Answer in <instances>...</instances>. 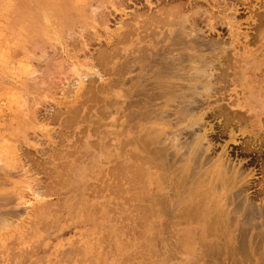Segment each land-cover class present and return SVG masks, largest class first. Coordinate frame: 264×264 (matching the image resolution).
<instances>
[{
  "label": "rangeland",
  "instance_id": "rangeland-1",
  "mask_svg": "<svg viewBox=\"0 0 264 264\" xmlns=\"http://www.w3.org/2000/svg\"><path fill=\"white\" fill-rule=\"evenodd\" d=\"M190 53L197 65L214 58L195 85L201 83L199 89L187 85ZM123 70L130 72L128 88L142 84L141 75L160 72L174 87L189 86H180V95L198 100L190 105L186 96L184 106L203 114L199 126L187 128L186 116L175 111L178 101L151 102L150 122L164 127V153L147 145L143 156L153 154L159 165L143 159L138 169L128 167L126 184L123 126L134 135L139 117L131 115L135 107L122 116ZM0 86V264H264V195L253 193L257 186L251 184L264 179V155L256 165L247 151L264 142V0H0ZM243 94L259 121L247 106L232 105ZM214 106L234 118L216 114ZM179 124L187 130L177 132L183 143L178 151L169 137ZM194 131L205 132L206 140L186 161ZM218 158L232 181L229 191L214 176ZM186 199L202 215L198 220L187 223L180 216Z\"/></svg>",
  "mask_w": 264,
  "mask_h": 264
},
{
  "label": "bare ground",
  "instance_id": "bare-ground-1",
  "mask_svg": "<svg viewBox=\"0 0 264 264\" xmlns=\"http://www.w3.org/2000/svg\"><path fill=\"white\" fill-rule=\"evenodd\" d=\"M64 1V0H63ZM194 1V0H193ZM103 2H104V0H103ZM67 3V2H66ZM193 3V2H192ZM103 4H105V3H103ZM196 4H198V2L196 3ZM17 5V4H16ZM120 5V4H119ZM195 5V4H194ZM32 6V5H31ZM196 6V5H195ZM198 6V5H197ZM199 6H200V4H199ZM25 7V6H24ZM27 7V6H26ZM97 7V6H96ZM31 8V7H30ZM98 8H100V6L98 7ZM102 8V7H101ZM196 8V7H195ZM200 8V7H199ZM198 8V9H199ZM106 9V8H105ZM179 9V8H178ZM192 9V8H191ZM39 9L37 8V11H38ZM90 10H91V8H90ZM95 10V9H94ZM93 10V11H94ZM201 10V9H200ZM202 10H203V8H202ZM179 11H180V9H179ZM183 11V10H182ZM35 12H36V9H35ZM97 11H95V13H96ZM100 12V11H99ZM98 12V13H99ZM190 12V11H189ZM200 12V11H199ZM225 12V11H224ZM89 13V12H88ZM92 13V12H91ZM94 13V12H93ZM97 13V14H98ZM174 13V12H173ZM192 13V12H191ZM190 13V14H191ZM194 13V12H193ZM67 14V13H66ZM168 14H169V12H168ZM206 14V13H205ZM207 14H210V12L209 13H207ZM18 15V14H17ZM104 15V14H103ZM155 15V14H154ZM171 15V14H170ZM187 15V14H186ZM197 15V14H196ZM15 16V15H14ZM40 16V15H39ZM87 16V15H86ZM96 16V15H95ZM185 16V15H184ZM210 16V15H209ZM42 17V14H41V16H40V18ZM88 17V16H87ZM91 17V16H90ZM172 17V16H171ZM180 17V16H179ZM187 17V16H186ZM191 17V16H190ZM199 17V16H198ZM211 17V16H210ZM15 18V17H14ZM36 18H38V15H37V17ZM35 18V19H36ZM66 18H68V17H66ZM69 18H70V16H69ZM97 18V17H96ZM154 18V17H153ZM157 18V17H156ZM160 18V17H159ZM158 18V19H159ZM194 18V17H193ZM214 18V17H213ZM46 19V18H45ZM65 19V18H64ZM93 19V18H92ZM150 19H151V17H150ZM181 21H179L180 23L178 24L179 25V28H181L180 27V24H181V22L182 21H184L183 19H182V16H181V18H179ZM192 19V18H191ZM211 19V18H210ZM42 20V19H41ZM146 20V19H145ZM144 20V21H145ZM152 20V19H151ZM161 20V19H160ZM172 20V19H171ZM189 20V19H188ZM200 20V19H199ZM202 20V19H201ZM11 21V20H10ZM48 21V20H47ZM139 21V20H138ZM143 21V22H144ZM156 21V20H155ZM187 21V20H186ZM32 22V21H31ZM66 22V21H65ZM70 22V21H69ZM69 22H67V23H69ZM74 22V21H73ZM81 22V21H80ZM157 22V21H156ZM185 22V21H184ZM195 22V21H194ZM18 23H20V21L18 22ZM62 23H63V21H62ZM145 23H148V22H145ZM151 23V22H150ZM155 23V22H154ZM158 23H160V22H158ZM166 23H168V21L166 22ZM183 23V22H182ZM191 23H192V21H191ZM197 23V22H196ZM11 24V23H10ZM42 24V23H41ZM71 24V23H70ZM161 24V23H160ZM164 23H162V25H163ZM177 24V23H176ZM175 24V25H176ZM183 24H185V23H183ZM193 24V23H192ZM213 24V23H212ZM211 24V25H212ZM67 25H69V24H67ZM159 25V24H158ZM165 25V24H164ZM169 25V24H168ZM195 25V28L197 27L196 26V24H194ZM12 26H13V24H12ZM141 26V25H140ZM142 26H143V24H142ZM148 26H150V25H148ZM183 26V25H182ZM187 26V25H186ZM191 26V25H190ZM190 26H188L189 28H190ZM214 26V25H213ZM146 27V26H145ZM154 27H155V24H154ZM187 27V28H188ZM192 27V26H191ZM14 28V27H13ZM63 28V27H62ZM65 28V27H64ZM194 28V27H193ZM193 28H190V31L189 32H192V30L191 29H193ZM178 29V28H177ZM64 30V29H63ZM82 30V29H81ZM176 30V29H175ZM179 30V29H178ZM194 31H195V33L198 31L197 29H193ZM197 30V31H196ZM202 30V29H201ZM80 32V31H79ZM177 32V31H176ZM175 32V35L177 34L178 35V33H176ZM179 32V35H181L182 33L180 32V31H178ZM194 33V34H195ZM78 34H80V33H78ZM191 34V33H190ZM177 35H176V37H177ZM178 35V36H179ZM188 35V34H187ZM199 35V34H198ZM197 35V36H198ZM71 37V36H70ZM76 37V35L74 36V38ZM179 38V40H182L183 39V37L182 38H180V36L179 37H177L176 39H178ZM41 39V38H40ZM174 40V39H173ZM179 40L177 41V43L179 42ZM184 40V39H183ZM182 40V41H183ZM176 41V40H175ZM182 41H180V42H182ZM185 41V40H184ZM186 41H190L189 39L187 40L186 39ZM43 42H46V41H44L43 40ZM179 42V43H180ZM191 42H192V40H191ZM194 42V41H193ZM193 42H192V44H193ZM183 43V42H182ZM181 43V44H182ZM187 43V42H186ZM40 44V43H39ZM189 44V43H188ZM197 44V43H196ZM41 46H43V45H41ZM185 46H186V44H185ZM191 47H193V45L191 46L190 45V48ZM43 48V47H42ZM197 48V47H196ZM196 48H195V50H196ZM27 49V48H26ZM71 49V48H70ZM181 49H182V47H181ZM21 50V49H20ZM39 50V49H38ZM184 50V49H183ZM191 50V49H190ZM45 51V50H44ZM43 51V52H44ZM197 51V50H196ZM213 51H215V50H213ZM31 52V51H30ZM42 52V51H41ZM184 52V51H183ZM34 53V52H33ZM47 53V52H46ZM41 54V53H40ZM44 54H45V52H44ZM183 55H185V54H182V56ZM188 55V57L190 58V56L192 57H194L195 55H196V53L195 54H192V53H190V54H187ZM187 55H185V56H187ZM190 55V56H189ZM42 56V55H41ZM99 56V55H98ZM204 56V55H203ZM219 55H217V57H218ZM44 57V56H43ZM90 57V56H89ZM191 58L192 59V61H193V65L191 66V68H192V73L190 72V77L188 78V80H189V82H188V84L187 85H189L190 86V84L193 86V88L195 87H197V89H199V87L198 86H200L201 85V83H199L200 85H198V86H195L196 84H198L197 82H198V79L200 78V76L203 74V73H206V69H204V67L206 68V64H210V62H212L213 60H214V58H212V60H207L208 62H206V64H204V65H197V62H196V60L194 59V58ZM199 57V56H198ZM245 57V56H244ZM246 58V57H245ZM43 59H45V58H43ZM42 59V60H43ZM200 59V58H199ZM206 59V58H205ZM237 59V58H236ZM241 59H243L242 57H241ZM240 59V60H241ZM34 60V59H33ZM203 60V59H202ZM217 60V59H216ZM108 61V60H107ZM191 61V60H190ZM191 61V62H192ZM217 61H219V60H217ZM202 62V61H201ZM220 62V61H219ZM239 62V61H238ZM52 63H53V61H52ZM213 63H214V61H213ZM213 63H212V65H213ZM234 63V62H233ZM244 63V62H243ZM47 64V63H46ZM242 64V63H241ZM240 64V65H241ZM70 65V64H69ZM206 65V66H205ZM211 65V64H210ZM210 65H208V67L210 66ZM46 66V65H45ZM49 66V65H48ZM51 66H52V64H51ZM55 65H53V67H54ZM58 66V65H57ZM66 67H67V65H65ZM220 66V65H219ZM28 67H30L29 65L27 66V68ZM208 67H207V70L209 71V72H211V66L209 67V69H208ZM213 67V66H212ZM233 67H234V65H233ZM233 67H231V68H233ZM191 68H190V70H191ZM238 68V67H237ZM44 69H46V68H44ZM61 69V68H60ZM71 69V68H70ZM31 70V69H30ZM212 70H213V68H212ZM231 70V69H230ZM58 70H56V72H57ZM69 71V70H68ZM238 71V70H237ZM47 72V71H46ZM45 72V73H46ZM49 72V71H48ZM59 72V71H58ZM61 72V71H60ZM38 73V72H37ZM128 74H130V72H128V71H125V70H123L122 72H121V75H120V80H121V86H120V89H119V93H118V95H119V100H120V108H122V116H125V117H127L129 114H130V112L128 113L127 111H126V109H129V107H135V108H137V109H134L132 112H131V115H134L135 117H139L138 118V121L139 120H142V122H138L137 121V123L135 124V126H136V130L134 131H132V132H135L134 133V135L132 134V135H130V131L128 132L127 131V129H126V127L125 126H123V135H124V140H121V141H124L125 142V146H123L121 149H122V152H124V154H123V157H122V160L120 161V165L123 167V169L125 170V171H122L123 173H122V175L124 176H122L124 179L126 178V174H127V169H128V167H130V168H132V169H134V166L136 167V169H138L137 168V166L136 165H138V163H142V160L144 159V160H146V161H148V163L151 165V166H153V167H155L156 168V166H155V164L157 165L158 163L156 162V159H154V157H152V155H147L148 153L147 152H149V149L150 148H148L147 147V145H149V146H154V149L156 150V153H158L159 155H163V153H164V147L162 146V144L164 143V141H165V139H163L162 138V134H163V131H164V127H161V126H157L156 124H154V123H151L150 122V120H151V118H152V114H153V112H155L154 111V109H151L150 108V103L152 104V105H154V101L155 100H161V103L165 106V104L166 105H168L170 102H175V101H178L177 102V105H176V109H175V111H177V113H178V116H183V117H185L186 116V118H185V121H183L182 122V124H184V126H186L187 128L189 127V126H192V125H194L195 124V126H193L192 128H194L195 129V127H196V124L199 122L198 120H200L201 119V116L203 115L202 113L199 115V117H197V115L195 116V114H192L194 111H192L191 112V110H189V105L187 104L188 102L186 101V99H187V97H189L190 98V101H189V103H190V105H191V102H193L191 99H193V98H191V95H192V93H190V95H188L189 93H183V95H180V86H183L184 87V85H180V83H178V84H175V87H174V84L172 85V83L170 82V81H168L167 80V78H166V74H164V73H161L160 72V74L158 73L157 75H156V77H153V75H148L147 74V76L146 75H141V79L143 80V82H142V84H141V82H139V81H136V82H133V84H131V86H130V88H128V86L127 85H125L124 84V82H125V80L128 78L127 76H128ZM39 75V74H38ZM43 75H44V73H43ZM50 75V74H49ZM55 75V74H54ZM70 75V74H69ZM189 75V74H188ZM210 75H211V77H213L212 75H213V72H211L210 73ZM210 75H207L208 77L210 76ZM31 76V75H30ZM64 76V75H63ZM81 76V75H80ZM84 76V75H83ZM86 76V75H85ZM42 77V76H41ZM58 77V76H57ZM203 77V76H202ZM39 78V77H38ZM43 78V77H42ZM49 78V77H48ZM31 79V78H30ZM41 79V78H40ZM39 79V80H40ZM44 79V78H43ZM169 79V78H168ZM204 79H208V78H206V76L204 77ZM213 79V78H212ZM28 80H29V78H28ZM37 80V79H36ZM38 80V81H39ZM54 80V79H53ZM62 80V79H61ZM202 80V79H201ZM206 80L204 81V82H206ZM30 81V80H29ZM28 81V82H29ZM33 81V80H32ZM68 81V80H67ZM212 81H214V80H212ZM243 81V80H242ZM50 83V82H49ZM190 83V84H189ZM207 83V82H206ZM211 83V78H210V81H209V84ZM239 83V82H238ZM38 84H39V82H38ZM37 84V85H38ZM130 84V83H129ZM208 84V85H209ZM212 84V83H211ZM40 85V84H39ZM53 85V84H52ZM65 85V84H64ZM72 85V84H71ZM70 85V86H71ZM74 85V84H73ZM186 85V86H187ZM213 85H214V83H213ZM28 86V85H27ZM40 86H42V85H40ZM45 86V85H44ZM51 86V85H50ZM56 86V85H55ZM186 86L184 87L185 89H186ZM189 86H187V88L189 87ZM1 87V86H0ZM140 87V88H139ZM141 87H143L144 88V90H143V88H141ZM27 88V87H26ZM53 88H55V87H53ZM69 88V87H68ZM192 88V87H191ZM208 88H210L209 86H208ZM207 88V85H203L202 84V89H204V90H207L208 89ZM214 87L212 86V89H213ZM242 88V87H241ZM36 89V88H35ZM40 89V88H39ZM51 89V88H50ZM211 89V88H210ZM209 89V90H210ZM46 90V89H45ZM48 90V89H47ZM203 90V91H204ZM209 90H208V92H209ZM216 90H219L218 88H216ZM243 90V89H242ZM41 91V90H40ZM50 91V90H49ZM29 91H27V93H28ZM195 92H198V94H199V91H195ZM194 92V93H195ZM205 93H207V91H204ZM211 92V91H210ZM215 92V91H214ZM220 92H221V90H220ZM226 92V91H225ZM201 93H203V92H201ZM200 93V95H204V96H207L208 94H201ZM243 93V92H242ZM36 95H37V93H35ZM197 94V93H196ZM211 95V94H210ZM29 96H31V95H29ZM35 96V95H34ZM187 96V97H186ZM245 95L243 94L242 95V98L241 99H243L242 100V102H240V100L241 99H237V100H234V102L232 103V105H234V106H239V107H241V108H244L245 106H247L248 108H246L245 109V111L246 112H249V111H253V113H254V115L256 116V118L258 119V121L260 120V118H259V112H257L256 113V110L254 109V108H256L251 102H248L247 101V98L246 97H244ZM40 97V96H39ZM193 97V96H192ZM11 98V97H10ZM38 98V97H37ZM41 98H42V96H41ZM24 99V98H23ZM39 99V98H38ZM197 99V98H196ZM207 99V98H206ZM16 100V99H15ZM188 100V99H187ZM198 100V99H197ZM197 100H195V101H197ZM187 102L186 104H187V106L188 107H186V106H184V102ZM194 101V102H195ZM210 101V100H209ZM27 102V101H26ZM193 102V103H194ZM199 103H200V101H198ZM197 102V103H198ZM181 103V107L180 108H178L177 106L179 105ZM192 103V104H193ZM199 103H198V105H199ZM230 103V102H229ZM247 104V105H246ZM27 105V104H26ZM40 105H41V103H40ZM193 106V105H192ZM220 106V105H219ZM22 107V106H21ZM141 107H145V110H141ZM194 107V106H193ZM28 108V107H27ZM26 108V109H27ZM192 107H190V109H191ZM214 108H216L215 106H214ZM217 108H218V106H217ZM216 108V109H217ZM225 107H223V108H220L219 110L217 109V111L218 112H216V109H214V111H215V113L216 114H218V115H224L225 116V114L227 113V114H230V110H228V112L226 111V109H224ZM33 109V108H32ZM229 109V108H228ZM230 109H232V108H230ZM258 109V108H257ZM263 109V108H262ZM234 110V109H233ZM231 110L232 111V113L233 112H235V113H238V111L237 110ZM30 111V110H29ZM206 111V110H205ZM26 112H28V111H24V113H26ZM33 112V111H32ZM243 112V111H242ZM157 113V112H156ZM155 113V114H156ZM27 114V113H26ZM29 114V113H28ZM174 114V113H173ZM177 115V114H176ZM205 115V114H204ZM210 115H211V113H210ZM213 115V114H212ZM215 115V114H214ZM231 115V114H230ZM230 115H229V117H230ZM233 115H234V113H233ZM24 116V115H23ZM223 116V117H224ZM227 116V120H228V115H226ZM237 116V115H236ZM121 117V116H120ZM204 117V116H203ZM30 118V117H29ZM178 118V117H177ZM225 118V117H224ZM234 117H232V115H231V119H233ZM205 119V118H204ZM218 119V118H217ZM124 120V119H123ZM207 120V119H206ZM230 120V119H229ZM225 121V120H224ZM231 121V120H230ZM201 122V121H200ZM204 123L206 122V121H203ZM164 123H166V121H163L162 122V125L164 126ZM203 124V123H202ZM180 125V124H179ZM205 125V124H204ZM127 126V125H126ZM184 126H182L183 127V129L185 130L186 129V127L184 128ZM197 126H199V124H197ZM128 127V126H127ZM202 127V126H201ZM204 127V126H203ZM202 127V128H203ZM211 127V126H210ZM258 127H259V125H258ZM190 128V127H189ZM202 128H201V130H202ZM122 129V128H121ZM130 129V128H129ZM182 128H181V125L179 126V127H177L176 128V131H174L173 130V132H172V134H170L171 135V137H169V141H170V144L173 146V147H175L176 148V150H178L179 148H180V146H179V144H180V142H181V140H180V142H178V138L179 137H181V136H179V134H177V132L179 131V133H181V131L183 130H181ZM211 129V128H210ZM131 130V129H130ZM170 130V129H169ZM181 130V131H180ZM187 130V129H186ZM188 131H189V129H188ZM175 132V133H174ZM194 133L196 134L197 132H195L194 131ZM204 133L205 132H203L202 134H199V133H197L196 134V136L194 137V140L192 141L193 143L190 145V148H189V150L187 149L188 147H186L185 145V147H186V149H184L185 151L186 150H188L187 152H184V158H186L187 160L186 161H188V160H193V156H194V152L196 151V150H198V149H200V147H201V144H202V140H206V135H204ZM175 134L176 135H178V136H175ZM194 134V135H195ZM264 134V133H263ZM164 136H166V135H164ZM167 136H169L168 134H167ZM262 137H264V136H262ZM166 138V137H165ZM21 139V138H20ZM128 139V140H127ZM179 139H181V138H179ZM207 139H208V137H207ZM31 140V139H30ZM256 140H257V138H256ZM128 141H130V144L129 143H127ZM183 141V140H182ZM186 141V140H185ZM260 141V140H259ZM17 142V141H16ZM166 142V141H165ZM207 142H209V140L207 141ZM243 142H245V141H243ZM250 142V141H249ZM253 141H251V143H252ZM261 142H263V140L262 141H260V142H258L259 143V146H257L256 147V145L254 146V144H251V146H253L252 148L250 147V148H248V152H249V154L250 155H252V156H250V159H249V161H251V162H253V161H258V159H259V157L260 156H262V155H264V142L263 143H261ZM154 143V145H151V144H153ZM246 143V142H245ZM128 144H129V146H128ZM155 144H156V146H155ZM181 144L183 145V143L181 142ZM204 144V143H203ZM202 144V145H203ZM247 144V143H246ZM189 145V144H188ZM148 148V149H146V147ZM205 146V145H204ZM204 146H203V149H204ZM208 146V145H207ZM244 146H245V144H244ZM247 146H250L249 144H247ZM156 147V148H155ZM185 147H183V148H185ZM183 148L181 149V150H183ZM207 148V147H206ZM250 149V150H249ZM208 150V149H207ZM121 151V150H120ZM179 151V150H178ZM198 151H202V150H198ZM246 151V150H245ZM147 153L146 154V156H143V153ZM59 153V152H58ZM198 153V152H197ZM192 154H193V156H192ZM158 155V157H160ZM208 155V154H207ZM183 156H182V159H184L183 158ZM161 157H163V156H161ZM160 157V158H161ZM224 157H226V156H224ZM195 158V157H194ZM16 159V158H15ZM158 159L159 158H157V161H158ZM181 159V158H180ZM219 160H218V162L217 163H215V164H213L212 165V168H213V173H214V176H215V178L216 179H218V180H220L221 181V183L224 185V187L226 186V185H228L229 187H227L225 190L227 191H229V189L231 188V186H232V181L230 180V179H228L229 177H226V174H227V171L228 170H226V168H224V166H225V163L223 162V160H220V158H218ZM227 159V158H226ZM261 159V158H260ZM161 160H162V158H161ZM163 160H164V158H163ZM225 160V159H224ZM146 161H143V163L144 162H146ZM185 161V160H184ZM184 161H182L181 163H184ZM209 161V160H208ZM229 161V160H228ZM260 161H262V159L260 160ZM122 162V163H121ZM159 162H160V159H159ZM179 162H180V160H179ZM161 163H163V161L161 162ZM191 163V162H190ZM192 163H193V161H192ZM246 163V162H245ZM262 163V162H261ZM264 163V162H263ZM261 164L260 166H262V167H264V164ZM166 164V163H165ZM165 164H163V167L165 166ZM185 164H186V162H185ZM185 164H182L183 165V167H184V165ZM189 164V163H188ZM224 166H223V165ZM260 164V163H259ZM159 165V164H158ZM181 165V166H182ZM187 165V164H186ZM185 165V167H190L191 166V164H189L188 166H186ZM177 166V165H176ZM180 166V164L178 165V167ZM228 166V165H227ZM253 166V165H252ZM163 167H161V168H163ZM166 167V166H165ZM164 167V169H166ZM172 167H174V166H172ZM229 167V166H228ZM141 168V167H140ZM168 168V167H167ZM232 168V167H231ZM122 169V170H123ZM171 169H173V168H171ZM181 169V171H185V170H182V168H180ZM185 169V168H184ZM189 169V168H188ZM259 169V168H258ZM260 169H261V167H260ZM263 169V168H262ZM114 170V169H113ZM135 170V169H134ZM170 170V169H169ZM169 170H168V172H169ZM178 170H179V168H178ZM187 170V169H186ZM210 170V172H211V175H212V170L211 169H209ZM254 170V169H253ZM166 171V170H165ZM171 171V170H170ZM174 172H176V174H177V171L176 170H173ZM173 171H171V173H173ZM180 171V172H181ZM230 171H232L231 173H233V176L235 177V173H234V170H230ZM262 171V170H261ZM121 172V171H120ZM131 172V171H130ZM162 172H164V171H162ZM167 172V171H166ZM256 172V171H255ZM263 172H264V170H263ZM131 173H134L133 172V170H132V172ZM137 173V172H136ZM160 173V175L162 174L161 172H159ZM184 173H186V171L184 172ZM207 173H209V172H207ZM170 174V173H169ZM175 174V175H176ZM180 174V173H179ZM181 174H183V173H181ZM261 174H262V172H261ZM264 174V173H263ZM133 175V174H132ZM158 175V174H157ZM165 175V174H164ZM210 175V176H211ZM177 176H179V175H177ZM177 176H175V177H177ZM181 176H183V179H184V177L186 176H184V175H181ZM180 176V177H181ZM209 176V177H210ZM214 176H213V178H214ZM246 176L247 175H245L244 177L246 178ZM264 176V175H263ZM110 177V176H109ZM161 177V176H160ZM162 177H163V175H162ZM172 177H174V175L172 176ZM174 177V178H175ZM179 177V179H181ZM212 177V176H211ZM231 177V176H230ZM244 177H241V179L239 180V181H243V179H244ZM122 178V179H123ZM159 178V177H158ZM258 178V177H257ZM124 179H123V181H124ZM130 179H131V177H130ZM159 179H161V178H159ZM179 179H177L176 178V180L178 181ZM182 179V180H183ZM211 179V178H210ZM126 181H124L122 184H126V182H127V179H125ZM132 180V179H131ZM174 180V179H173ZM182 180L181 181H176L177 183H179V182H182ZM204 180H206V179H204ZM233 180V179H232ZM253 180V179H252ZM264 180V179H263ZM260 181V180H256V183H254L253 184V182L251 181V179H250V181H251V184L252 185H254V186H257L256 187V189H254L252 192L253 193H255V194H258V193H260V194H263L264 195V181ZM52 181V180H51ZM120 181V180H119ZM156 181V180H155ZM166 181V180H165ZM248 181V180H247ZM255 181V180H254ZM160 182H162V181H160ZM175 182V183H176ZM217 182V181H216ZM219 182V181H218ZM120 183V182H119ZM135 183V182H134ZM175 183H174V185H175ZM47 184V183H46ZM121 184V185H122ZM121 185H120V188H121ZM157 185V184H156ZM178 186V184L176 185V187ZM200 186V185H199ZM175 187V186H174ZM246 187V186H245ZM40 188V187H39ZM119 188V189H120ZM38 189V188H37ZM170 189V188H169ZM216 189L218 190V188L216 187ZM223 189V190H224ZM242 189H244V188H242ZM46 190V189H45ZM117 190V189H116ZM121 190H122V188H121ZM177 190H178V188H177ZM186 190V189H185ZM184 190V191H185ZM203 189H201V191H202ZM212 190V189H211ZM224 190V191H225ZM199 191V190H198ZM201 191H200V194H201ZM207 191V190H206ZM41 192V191H40ZM120 192V191H119ZM123 192L124 193H126V187L124 186V188H123ZM186 192V191H185ZM196 192V191H195ZM194 192V193H195ZM176 193H177V191H176ZM184 193V192H183ZM199 193V192H198ZM213 193V192H212ZM211 193V194H212ZM229 192H227L226 193V195H225V197L227 196V194H228ZM191 194V191L189 192V195ZM105 195V194H104ZM193 195H199V194H193ZM221 195H223V194H221ZM200 196V195H199ZM210 196V195H209ZM258 196V195H257ZM186 197V196H185ZM203 197V196H202ZM243 197H244V195H243ZM183 198V197H182ZM193 198H194V196H193ZM193 198H191V200H193ZM205 198V197H204ZM222 198H223V196H222ZM221 198V199H222ZM123 199H124V197H123ZM189 199V198H188ZM201 199V198H200ZM200 199H198V198H196V200H200ZM226 199V198H225ZM244 199V198H243ZM261 199V198H260ZM195 200V199H194ZM202 200H203V198H202ZM216 200V199H215ZM214 200V201H215ZM218 200H220V199H218ZM186 201H187V199H186ZM223 201V200H222ZM221 201V202H222ZM190 202V201H189ZM191 202H193V201H191ZM198 202H200V201H198ZM197 202V203H198ZM202 202V201H201ZM218 202H220V201H218ZM232 202V201H231ZM185 203H187V204H185L184 206H183V209H182V212L180 213V216L182 217V218H184L185 219V221L188 223V222H193V221H195V220H198V215H200V214H198V212H197V214L194 212V210H193V208L191 207V205H192V203L191 204H188V201L187 202H185ZM195 203V202H194ZM196 203V204H197ZM203 203V202H202ZM202 203H199V204H202ZM207 203H209V201L207 202ZM124 204V203H123ZM184 204V203H183ZM204 204V203H203ZM218 204V203H217ZM231 204V203H230ZM125 205V204H124ZM219 205V204H218ZM221 205V204H220ZM213 206H214V204H213ZM244 206V205H243ZM261 206V205H260ZM197 207V206H196ZM205 207V206H204ZM207 207V206H206ZM228 207H229V205H228ZM241 207V206H240ZM135 208V207H134ZM194 208H195V205H194ZM216 208H217V206H216ZM224 208V207H223ZM257 208V207H256ZM144 209V208H143ZM198 209H201L200 207L198 208ZM206 209V208H205ZM222 209V208H221ZM138 210V209H137ZM142 210V209H141ZM214 210V209H213ZM199 211V210H198ZM204 211V210H203ZM202 210L200 211V212H203ZM217 211V210H216ZM221 211V210H220ZM242 211V210H241ZM212 212V211H211ZM215 212V211H214ZM221 213V212H220ZM223 213V212H222ZM234 213V212H233ZM260 213V212H259ZM205 213H203V215H204ZM236 214V213H235ZM237 214H239L238 212H237ZM242 214V213H241ZM197 215V216H196ZM212 215H214V216H218V215H215V214H213L212 213ZM223 215V214H222ZM221 214H220V216H222ZM234 215V214H233ZM202 215H200V217H201ZM229 216V215H228ZM228 216H227V218H228ZM239 216H240V214H239ZM242 216V215H241ZM139 217V216H138ZM223 217H224V215H223ZM222 217V218H223ZM175 218H177V217H175ZM180 218V217H179ZM196 218V219H195ZM211 218H213V217H211ZM226 218V219H227ZM238 218V217H237ZM210 219V218H209ZM208 219V220H209ZM177 220V219H176ZM223 220H224V218H223ZM231 220V219H230ZM233 220V219H232ZM236 220H238V219H236ZM259 220V219H258ZM10 221V220H9ZM184 221V222H185ZM213 221H214V218H213ZM212 221V222H213ZM218 221L219 220H217V223H218ZM228 221V220H227ZM227 221H225L226 223H227ZM6 222V221H5ZM179 221H177V223H178ZM197 222V221H196ZM207 222V221H206ZM209 222V221H208ZM211 222V221H210ZM224 222V221H223ZM229 222V221H228ZM239 222V221H238ZM176 223V222H175ZM176 223V224H177ZM180 223V222H179ZM213 223H215V222H213ZM220 223V222H219ZM218 223V224H219ZM231 223H233V222H230V224ZM12 224V223H11ZM206 224H208V223H206ZM228 224V226H229V223H227ZM251 224V223H250ZM2 225V224H1ZM8 225V224H7ZM209 226H208V228L209 227H212V225L209 223L208 224ZM220 225H221V223H220ZM219 225V226H220ZM226 225V224H225ZM215 226V225H214ZM217 226V225H216ZM237 225H235V227H236ZM242 226V225H241ZM240 226V227H241ZM225 227V226H224ZM231 227H232V225H231ZM254 227V226H253ZM213 228V227H212ZM219 227H217V229H218ZM229 228V227H228ZM228 228H227V230H228ZM214 229V228H213ZM220 229V228H219ZM229 229H231V228H229ZM234 229V228H233ZM215 230H216V228H215ZM225 230V229H224ZM231 231V230H230ZM102 236V235H101ZM224 236V235H223ZM260 240V239H259ZM223 242V241H222ZM252 242V241H251ZM8 244V243H7ZM255 246V245H254ZM258 246V245H257ZM237 247H238V245H237ZM151 250V249H150ZM11 254V253H10ZM227 255V254H226ZM264 257V256H263ZM235 261V260H234Z\"/></svg>",
  "mask_w": 264,
  "mask_h": 264
},
{
  "label": "flooded vegetation",
  "instance_id": "flooded-vegetation-1",
  "mask_svg": "<svg viewBox=\"0 0 264 264\" xmlns=\"http://www.w3.org/2000/svg\"><path fill=\"white\" fill-rule=\"evenodd\" d=\"M259 163H260V162H257V163H256V162H254V164H256V165H258Z\"/></svg>",
  "mask_w": 264,
  "mask_h": 264
}]
</instances>
